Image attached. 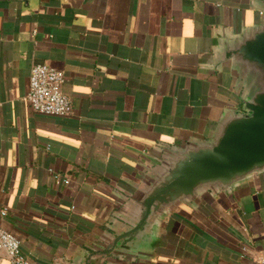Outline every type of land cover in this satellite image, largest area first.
Instances as JSON below:
<instances>
[{"label":"crops","instance_id":"0c3cea01","mask_svg":"<svg viewBox=\"0 0 264 264\" xmlns=\"http://www.w3.org/2000/svg\"><path fill=\"white\" fill-rule=\"evenodd\" d=\"M264 23L254 0H0V224L32 264H79L150 152L208 138L240 106L221 34ZM65 75L68 117L35 114L34 65ZM53 171V172H52ZM54 174L69 181L58 184ZM264 175L230 195L177 204L132 264H261ZM0 264H10L5 253Z\"/></svg>","mask_w":264,"mask_h":264},{"label":"water","instance_id":"95a60500","mask_svg":"<svg viewBox=\"0 0 264 264\" xmlns=\"http://www.w3.org/2000/svg\"><path fill=\"white\" fill-rule=\"evenodd\" d=\"M21 1L28 5L32 0ZM254 3L264 14V0ZM212 67L229 69L240 106L227 107L208 138L190 136L151 151L152 161L132 191L116 190L117 207L79 264L146 259L177 204L195 206L206 194L230 196L255 175H264V23L221 34Z\"/></svg>","mask_w":264,"mask_h":264},{"label":"built area","instance_id":"2783aa9c","mask_svg":"<svg viewBox=\"0 0 264 264\" xmlns=\"http://www.w3.org/2000/svg\"><path fill=\"white\" fill-rule=\"evenodd\" d=\"M65 75L61 70L49 65H34L29 79V92L27 101L35 114L51 117H68L72 113L71 100L64 95L62 87ZM53 172V171H52ZM58 184H68L69 181L54 174ZM2 217L8 215L6 209L0 208ZM5 253L10 264H32L21 248L17 235L0 224V254ZM52 264H65L57 260ZM264 264V256L261 260Z\"/></svg>","mask_w":264,"mask_h":264}]
</instances>
